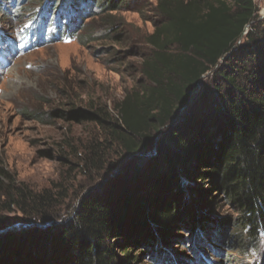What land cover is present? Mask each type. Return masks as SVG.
Here are the masks:
<instances>
[{"label": "trees", "instance_id": "trees-1", "mask_svg": "<svg viewBox=\"0 0 264 264\" xmlns=\"http://www.w3.org/2000/svg\"><path fill=\"white\" fill-rule=\"evenodd\" d=\"M56 1L47 0L46 14L67 21L47 42L60 33L75 36L87 18L106 16L125 0H63L54 11ZM155 1L160 25L147 38L153 51L141 66L147 84L116 103V116L102 107L77 113L73 102L53 115L102 127V139L84 148L85 166L113 142L122 155L142 153L169 125L168 140L142 162L114 167L68 218L59 209L62 180L36 191L0 163V213L15 208L24 222L0 225V264H224L227 258L217 256L222 247L241 258L261 249L264 22L258 6L254 0ZM86 2L99 13L85 12ZM204 76L212 91L173 123ZM223 204L231 215L214 214ZM184 243L195 260L172 247Z\"/></svg>", "mask_w": 264, "mask_h": 264}, {"label": "rangeland", "instance_id": "rangeland-1", "mask_svg": "<svg viewBox=\"0 0 264 264\" xmlns=\"http://www.w3.org/2000/svg\"><path fill=\"white\" fill-rule=\"evenodd\" d=\"M62 2L56 1L54 11ZM12 3L13 0H3L8 14L0 13V34L7 36L11 43L19 37L29 41L45 37V31L35 34L36 38L27 31L34 27L32 16L27 12L44 13L46 10L40 12L44 0H29L25 10L19 12L9 6ZM255 3L259 18L264 22L263 0ZM155 4V0H125L106 16L99 14L87 18L75 36L60 33L61 37L54 42L42 41L36 46L24 44V48L14 52L3 47L0 51V163L15 175L17 181L27 183L36 191L62 180L66 187L63 190L65 198L59 209L68 214L67 218L84 194L115 173L114 167L126 161L142 162L154 153L159 141L165 142L169 138L168 125L153 134L139 154L122 155V149L116 143H109L97 163L87 162L85 166L86 161L82 160L84 148L90 141L102 139V127L86 119L76 122L53 115L54 111L69 109V103L73 102L78 108H75L77 113L86 114L102 107L116 116V103L147 84L141 66L153 51L147 38L160 25ZM83 6L85 12L99 13L90 2ZM47 20L46 33L51 36L60 30L54 26L56 14H51ZM106 24L114 27L110 33L111 27ZM207 78H202L192 92L189 104L177 112L173 123L202 92L212 91V80ZM213 212L220 217L232 214L225 204ZM2 223L18 227L24 222L21 213L13 208L0 213V225ZM261 244L258 252L252 251L245 258L224 247L217 256L227 258L224 264H240L243 259L248 264H264V238ZM185 245L172 247L185 258L195 260Z\"/></svg>", "mask_w": 264, "mask_h": 264}, {"label": "crops", "instance_id": "crops-1", "mask_svg": "<svg viewBox=\"0 0 264 264\" xmlns=\"http://www.w3.org/2000/svg\"><path fill=\"white\" fill-rule=\"evenodd\" d=\"M254 1H256V0H254ZM262 5H264V0H263V4Z\"/></svg>", "mask_w": 264, "mask_h": 264}, {"label": "built area", "instance_id": "built-area-1", "mask_svg": "<svg viewBox=\"0 0 264 264\" xmlns=\"http://www.w3.org/2000/svg\"><path fill=\"white\" fill-rule=\"evenodd\" d=\"M262 11H264V10H262Z\"/></svg>", "mask_w": 264, "mask_h": 264}, {"label": "bare ground", "instance_id": "bare-ground-1", "mask_svg": "<svg viewBox=\"0 0 264 264\" xmlns=\"http://www.w3.org/2000/svg\"><path fill=\"white\" fill-rule=\"evenodd\" d=\"M37 20V19H36Z\"/></svg>", "mask_w": 264, "mask_h": 264}]
</instances>
